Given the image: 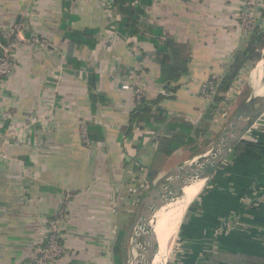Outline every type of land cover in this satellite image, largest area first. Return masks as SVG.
Wrapping results in <instances>:
<instances>
[{"label": "crops", "instance_id": "obj_1", "mask_svg": "<svg viewBox=\"0 0 264 264\" xmlns=\"http://www.w3.org/2000/svg\"><path fill=\"white\" fill-rule=\"evenodd\" d=\"M112 3L0 0V45L10 46L12 63L0 83V264L36 257L49 218L59 220L63 250L55 264H124L141 181L204 152H158L164 125L206 127L196 145L221 130L214 131L215 113L203 119L208 105L198 88L221 77L245 44L242 0H135L140 37L116 32ZM84 30L91 47L68 38ZM163 40L179 68L156 105L164 121L156 129L128 124L136 104L122 84L139 76L147 102L163 90L156 48ZM247 67L224 96L228 103L246 85ZM240 141L184 208L171 264H264V113Z\"/></svg>", "mask_w": 264, "mask_h": 264}, {"label": "trees", "instance_id": "obj_2", "mask_svg": "<svg viewBox=\"0 0 264 264\" xmlns=\"http://www.w3.org/2000/svg\"><path fill=\"white\" fill-rule=\"evenodd\" d=\"M135 0H113V7L118 14L119 19L113 23L114 29L121 36H142L143 32L138 30L137 19L142 15L141 10L138 7L133 6ZM86 32V33H85ZM147 34L153 35L156 39L159 37V33L152 29H146ZM81 32H73L68 36L70 41L75 44L81 45L86 44L87 46H92L93 41L86 39L87 30ZM92 42V43H91ZM169 43L163 40L161 45H156L157 48V61L160 67V73L162 74V79L160 81L163 84V90L167 94L168 91H172L173 87H169V80L176 76V70L179 69L173 59L171 50L168 47ZM264 45V34L260 33L256 29L246 40L243 47L234 53L232 60L226 67L225 73L220 77L217 87L216 95L213 96L212 102L208 105V109L205 113L203 119L206 121L211 120L215 113L218 104L224 106L228 103V100L224 98L226 94L229 93L231 84L234 78L237 76L238 71L248 64L249 66L256 62L259 56V52ZM67 61L66 65L69 64ZM166 98V95L157 94L155 98L149 102L142 99L136 106L134 111L130 114L128 124H134L142 122L144 125L150 128L156 129L159 124H162L165 116L163 113L157 109L156 105L158 101ZM221 102V103H220ZM165 134L158 137V149L157 151L163 153L164 155H169L172 151L180 148H184L190 151L192 155L200 152L201 149L206 146L209 142L208 138L203 140V143L196 145L195 137L201 135L202 133L207 134L208 129L201 126H193L188 122H170L164 125ZM241 141L238 142L234 148L229 152L228 155L237 153L240 150ZM244 145V144H243ZM151 180H148L150 186ZM146 192H143L141 196L143 197ZM121 240V238H120ZM120 240L118 247L120 246ZM116 258V256H115Z\"/></svg>", "mask_w": 264, "mask_h": 264}, {"label": "water", "instance_id": "obj_3", "mask_svg": "<svg viewBox=\"0 0 264 264\" xmlns=\"http://www.w3.org/2000/svg\"><path fill=\"white\" fill-rule=\"evenodd\" d=\"M257 63L260 65L262 90L251 94L230 116L221 128L210 147L200 156L190 159L187 163L172 168L157 178L149 186V190L140 200L135 211V217L127 229L123 247L126 251L127 241L134 243V257L131 264H150L156 249L154 245L153 221L156 212V201L161 195H179L183 189L194 181H201V187L211 177L213 171L225 159L234 146L241 140L260 115L264 113V45L262 46ZM256 63V64H257ZM195 159V164L180 180H173V173L185 168ZM124 264H129L125 254Z\"/></svg>", "mask_w": 264, "mask_h": 264}, {"label": "built area", "instance_id": "obj_4", "mask_svg": "<svg viewBox=\"0 0 264 264\" xmlns=\"http://www.w3.org/2000/svg\"><path fill=\"white\" fill-rule=\"evenodd\" d=\"M260 12L262 13L261 16ZM237 23L240 36L244 40H247L256 29L264 34V0H242V5L237 13ZM9 47L8 44H5L3 47L0 45V83L10 75L12 70V63L8 54ZM219 79V76L212 75L200 84L198 97L206 105H210L213 96L216 95V87ZM122 85L124 88L130 89L136 105L144 99L139 76H129L128 79L124 80ZM159 94L166 95L164 90H161ZM219 106L221 105L219 104ZM80 131L82 140L86 141L83 126H80ZM141 186L140 188L143 192H146L149 188V184L144 180L141 181ZM59 238V220L58 218H49L44 232L42 249L36 257L24 264H55L63 252Z\"/></svg>", "mask_w": 264, "mask_h": 264}, {"label": "bare ground", "instance_id": "obj_5", "mask_svg": "<svg viewBox=\"0 0 264 264\" xmlns=\"http://www.w3.org/2000/svg\"><path fill=\"white\" fill-rule=\"evenodd\" d=\"M249 81L253 94L262 90V76L260 65L257 63L250 73ZM195 164V159L185 168H180L173 173V180L180 181ZM201 181H194L183 189L179 195H161L156 201L154 213L153 233L156 254L150 264H164L167 254V245L175 234L181 215L186 205L197 194ZM204 185V184H203ZM172 240V239H171ZM170 247V246H169ZM134 249V244L133 247Z\"/></svg>", "mask_w": 264, "mask_h": 264}, {"label": "rangeland", "instance_id": "obj_6", "mask_svg": "<svg viewBox=\"0 0 264 264\" xmlns=\"http://www.w3.org/2000/svg\"><path fill=\"white\" fill-rule=\"evenodd\" d=\"M257 63V60L255 63H253L252 65H250L249 67L246 68L245 70V74H244V81L246 82V85H244L243 87L240 86L239 88H236V92H238L237 95H233V98L231 100H229V103L226 104L225 106H219L217 108V113L215 112L216 116H218L221 120V124L219 126H217V128L214 130L216 133L218 132L219 129H221L226 122L228 121V119L230 118V116L233 114V112L252 94V89H251V84L250 81L248 83V75L250 76L251 71L253 70L255 64ZM239 86V84H238ZM236 85V87H238ZM213 134V135H212ZM209 137H208V144L206 146H204L205 148H203V151H206L211 143L214 141V139L216 138V134L213 132ZM155 180V178H154ZM154 182V181H152ZM149 190V188L147 189V191ZM146 191V192H147ZM143 194V193H142ZM143 198V197H141ZM140 198V200H141ZM179 224L180 221L178 223L177 229L175 234L172 236V240L170 239V241L168 242L167 245V254L165 257V262L164 264H171L172 259L175 256V252L178 248V241H177V235H178V228H179ZM133 242L127 241L126 243V256L128 259V263L131 264L133 262V257H134V250H133ZM170 246V247H169Z\"/></svg>", "mask_w": 264, "mask_h": 264}]
</instances>
